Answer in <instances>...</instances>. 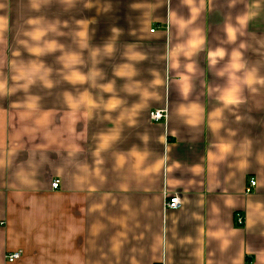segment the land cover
Segmentation results:
<instances>
[{
  "label": "crops",
  "instance_id": "0c3cea01",
  "mask_svg": "<svg viewBox=\"0 0 264 264\" xmlns=\"http://www.w3.org/2000/svg\"><path fill=\"white\" fill-rule=\"evenodd\" d=\"M0 79V264H264V0H0Z\"/></svg>",
  "mask_w": 264,
  "mask_h": 264
},
{
  "label": "built area",
  "instance_id": "2783aa9c",
  "mask_svg": "<svg viewBox=\"0 0 264 264\" xmlns=\"http://www.w3.org/2000/svg\"><path fill=\"white\" fill-rule=\"evenodd\" d=\"M153 32V30H151ZM149 118L152 122H165L167 119V112L166 110H153L149 114ZM59 180H53L51 183V188L53 191L58 190L59 188ZM256 186V181L254 179H250L248 185L246 186L245 193L250 194ZM181 207L180 198L173 194V195H166L164 201V210H178ZM235 224L239 227L244 225V216L241 213H236L234 216ZM21 257V251H16L12 253H7L5 255V260L7 263H14L15 261L19 260Z\"/></svg>",
  "mask_w": 264,
  "mask_h": 264
},
{
  "label": "clouds",
  "instance_id": "9594fccd",
  "mask_svg": "<svg viewBox=\"0 0 264 264\" xmlns=\"http://www.w3.org/2000/svg\"><path fill=\"white\" fill-rule=\"evenodd\" d=\"M185 2L188 3V4H191L192 3V0H185ZM196 12H197L196 9H193L192 10V18L193 19H195ZM188 22L191 23V21H188ZM44 34L45 33L43 31L37 32V33H35V38L38 39V38L42 37ZM228 34H229V38L230 39H234L235 38L234 35H233V30L231 28L228 29ZM81 35H84V33H81ZM197 43H199V41H197ZM51 46L52 45H49V47H51ZM29 50L31 52H33V53H40L42 51L40 48H30ZM17 55H18V53H17ZM214 55L215 56H218V57H223L224 56V52L223 51H217ZM237 55H238L237 53H234L233 54V59L234 60L236 59ZM212 62L215 63V60H213ZM40 66H42V65H40ZM233 67L238 69V68L241 67V65H239V64H233ZM33 75H34V73L33 74H28L27 76H14L13 79L14 80H19L21 78L26 79L27 80V83L23 86L26 89L28 87V85H30V84H32L34 82ZM41 79H43V76H41ZM83 80L84 79H81L80 81H83ZM248 82L249 83H252L251 74L249 75ZM260 82L261 83H264V81H260ZM45 83H47V81H45ZM48 86L50 87L51 85L48 84ZM184 90L186 92L187 91V87H185ZM7 91L11 92V91H15V89H7ZM5 94H6V81L0 79V96H3ZM28 107L31 108V107H33V105L29 104ZM72 107L75 108L76 105L75 104H72ZM71 120H72V122H74L75 121V117L74 116H71ZM161 164H163V161L162 160L156 165V167L159 168ZM19 178L21 179V182L22 183H31V181H26L24 179L23 173L19 174Z\"/></svg>",
  "mask_w": 264,
  "mask_h": 264
},
{
  "label": "snow or ice",
  "instance_id": "6c2138e0",
  "mask_svg": "<svg viewBox=\"0 0 264 264\" xmlns=\"http://www.w3.org/2000/svg\"><path fill=\"white\" fill-rule=\"evenodd\" d=\"M69 3H70V0H69ZM80 35H81V34H80ZM81 47H84V45H81ZM37 48H38V47H37ZM55 49H57V46L52 45L51 47H48L47 51L52 52V51L55 50ZM109 51H110V48H109ZM42 52H43V51H41L40 53H42ZM40 53H37V54H40ZM73 62H74V63H79V60H78L77 58H74ZM233 68H234V67H233ZM118 74H119V75H131V72H130V71L127 72V73H125V72H120V73H118ZM96 75H98V74L95 73V72L92 73V76L95 77ZM76 79H77L78 81H80L81 79H85V77H84V76H77ZM235 90H236L235 88L232 89L233 92H234ZM104 91H107V92L111 93V92H112V85H111V84H108V85L104 88ZM225 99H226L227 102H234V98H233V96H232L231 93H229V94L225 97ZM69 102H71V97H69ZM90 103H91V101L89 100V104H90ZM117 104H119V101H113L111 104H109V105H107V106H108L109 108H112V107H115ZM111 139H115V136L111 137ZM103 146H104V145H102V147H103ZM224 150L227 151V147H225Z\"/></svg>",
  "mask_w": 264,
  "mask_h": 264
}]
</instances>
